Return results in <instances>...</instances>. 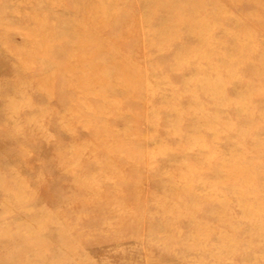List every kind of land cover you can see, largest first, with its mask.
<instances>
[{"label": "rangeland", "instance_id": "374dc122", "mask_svg": "<svg viewBox=\"0 0 264 264\" xmlns=\"http://www.w3.org/2000/svg\"><path fill=\"white\" fill-rule=\"evenodd\" d=\"M263 156L264 0H0V264H264Z\"/></svg>", "mask_w": 264, "mask_h": 264}, {"label": "bare ground", "instance_id": "6f19581e", "mask_svg": "<svg viewBox=\"0 0 264 264\" xmlns=\"http://www.w3.org/2000/svg\"><path fill=\"white\" fill-rule=\"evenodd\" d=\"M40 45H41V44H40ZM38 49H41V47H38ZM75 55H76V54H75ZM8 112H9V111H8ZM14 113H15V110H14ZM32 126L36 128V130H34L35 128L32 127V128H33V131H35V132H39V133H40V131H41V127H40L39 125H34V124H33ZM15 128H16V129L18 128L17 125H15ZM11 131H12V130H11ZM189 147H191V146H189ZM187 149H188V147H186V150H187ZM189 150L191 151V149H188V151H189ZM214 155H215V154H214ZM201 158H202V157H201ZM204 158H205V160L208 162L209 159L207 160L206 157H204ZM263 158H264V156H263ZM203 160H204V159H203ZM238 160H239V159H238ZM209 161L211 162V160H209ZM222 161H223V160H222ZM222 161H221V163H222ZM236 161H237V160H236ZM241 161H242V160L240 159V161L237 162V163H241ZM199 162H200V161H199ZM210 162H208V163H210ZM233 162H234V160H233ZM233 162H232V163H233ZM261 162L264 163V160H262ZM200 163H201V162H200ZM226 163H227V161L225 162V164H226ZM228 163H229V166H230L231 163H230V162H228ZM212 164H213V163H212ZM212 164H211V166H212ZM223 164H224V162H223ZM223 164H222V166H225V164H224V165H223ZM233 164H234V163H233ZM245 164H246V163H245ZM201 165H202V163H201ZM226 165H228V164H226ZM236 165H237V164H236ZM243 165H244V164H243ZM248 165H249V164H248ZM219 166H220V165H219ZM222 166H221V167H222ZM229 166H228V167H229ZM251 166H252V165H251ZM228 167H227V168H228ZM231 167H232V166H231ZM231 167H230V168H231ZM234 167H235V165H234ZM247 167H248V166H247ZM219 168H220V167H219ZM219 168H218V170H219ZM225 168H226V167H225ZM237 168H238V166H237ZM245 168H246V166H245ZM253 168H254V166H253ZM241 169H243V168H241ZM223 170H225V169H223ZM223 170L221 169V171H223ZM228 170H230V169H228ZM231 170H232V168H231ZM231 170H230V172H231V173H234L235 170H234V171L232 170L233 172H232ZM239 170H240V169H239ZM243 170H244V169H243ZM219 171H220V170H219ZM236 171H237V169H236ZM236 171H235V173H236ZM247 171H248V170H247ZM249 171H250V170H249ZM252 171H253V170H252ZM254 171H255V170H254ZM164 172H165V171H164ZM173 172H176V171H173ZM245 172H246V171H245ZM231 173L228 172V174H230V175H231ZM235 173H234V174H235ZM239 173H240V175L238 174V171H237V174H238L240 177H242V174H243V173H242L241 171H239ZM174 174H175V173H174ZM237 174H235V175H237ZM230 175H229V176H230ZM173 176H174V175L172 174L171 178H172ZM189 176H190V175H189ZM225 176H226V175H225ZM239 176H238L237 178H239ZM179 177H180V176H179ZM179 177H178L177 179H179ZM184 177H186V174H185ZM235 177H236V176H235ZM186 178H188V177H186ZM228 178H230V177H228ZM242 178H243V177H242ZM182 179H183V178H180V180H182ZM216 179H217V178H216ZM231 179H232V178H231ZM239 179H240V178H239ZM243 179L245 180V177H244ZM184 180H185V178H184ZM186 180H189V181H190V178H188V179H186ZM195 180H196V179H195ZM211 180H212V179H211ZM254 180H255V179H254ZM173 181H174V180H172V182H173ZM175 181H176V180H175ZM175 181H174V182H175ZM182 181H183V180H182ZM192 181H193V180H192ZM196 181L198 182V180H196ZM233 181H234V180H233ZM251 181H252V179H251ZM167 182H168V181H167ZM174 182H173V183H174ZM193 182H194V181H193ZM237 182L240 183L239 180L236 181V183H237ZM244 182H247V183H248V181H246V180H245ZM179 183H180V182H179ZM198 183H199V182H198ZM247 183H244V184L247 185V187L251 185L250 183H248L249 185H248ZM252 183H254V182H252ZM263 183H264V182H263ZM141 184H142V183H141ZM141 184H140V185H141ZM169 184H170L169 187H171L172 184H171L170 182H169ZM174 184H175V183H174ZM195 184H196V182H195ZM206 184H207V183H206ZM232 184H233V183H232ZM255 184H256V183H255ZM255 184H254V185H255ZM261 184H262V183L260 182V184H258V185L256 184V185H257V187L259 188V185H261ZM180 185H181V184H180ZM184 185H185V183H184ZM184 185H183V186H184ZM238 185H239V184H238ZM238 185H237V186H238ZM242 185H243V184H242ZM246 185H245V186H246ZM142 186H143V185H142ZM142 186H140V187H142ZM189 186H190V185H189ZM192 186H193V185H191V187H192ZM197 186H199V185H197ZM210 186H211V184H210ZM237 186H236V188H237ZM239 186H241V183H240ZM245 186L243 185V187H245ZM178 187H179V186H178ZM191 187H189V188H191ZM234 187H235V185H234ZM251 187H253V185H252ZM254 187H255V186H254ZM87 188H88V187H87ZM184 188H185V186H184ZM189 188H188V189H189ZM206 188H207V187H206ZM208 188H209V187H208ZM211 188H212V187H211ZM211 188H209V189H211ZM258 188H255V189H258ZM89 189H90V188H89ZM142 189H143V188H142ZM142 189H141V190H142ZM169 189H170L171 191L175 190V189L172 188V187L169 188ZM177 189H179V188H177ZM181 189H182V185H181ZM193 189H194V188H193ZM193 189H192V190H193ZM238 189H241V188L238 187V188H237V191H238ZM247 189H248V188H247ZM144 190H145V189H144ZM186 190H187V186H186V189H185L184 191H186ZM241 190H243V189H241ZM244 190H245V189H244ZM244 190H243V192H244ZM258 190H259V189H258ZM153 191H154V190H153ZM153 191H152V193H153ZM176 191H178V190H176ZM187 191H189V190H187ZM187 191H186V192H187ZM190 191H191V189H190ZM234 191H235V190H234ZM248 191L250 192L249 189H248ZM252 191H253V190H252ZM88 192H89V190H88ZM90 192H91V191H90ZM139 192H141V191H139ZM179 192H181V191H179ZM195 192H196V191H195ZM172 193H174V192H172ZM188 193H189V192H188ZM239 193H240V192H239ZM246 193H247V192H246ZM246 193H245V195H246ZM250 193H251V192H250ZM255 193H256V192H255ZM261 193H262V191H261ZM185 194H186V193H185ZM193 194H195V193H193ZM242 194L244 195V193H242ZM263 194H264V192H263ZM155 195H156V194H155ZM157 195H158V194H157ZM166 195H167V194H166ZM173 195H175V194H172V196H173ZM177 195L179 196L178 193H177ZM177 195H176V196H177ZM191 195H192V194H191ZM217 195H218V194H217ZM237 195H238V194H237ZM243 195H242V196H243ZM247 195H248V194H247ZM250 195H251V194H250ZM257 195H258V194H257ZM153 196H154V195H153ZM153 196H152V197H153ZM158 196H159V195H158ZM189 196H190V195H189ZM192 196H193V195H192ZM239 196H241V194H239ZM258 196H259V195H258ZM258 196H254L255 199L257 198L256 201L261 200L260 198H258ZM159 197H160V196H159ZM170 197H171V196H170ZM216 197H217V196H216ZM226 197H227V196L224 195V198H226ZM154 198L157 199V197H154ZM154 198H153V201H154ZM166 198H168V196H166ZM174 198H175V199H174ZM174 198H173V199L176 200V199H178L179 197L177 198V197L174 196ZM189 198H190V197H189ZM201 198H202V197H201ZM218 198H219V197H218ZM242 198H243V197H242ZM244 199H245V197H244ZM246 199H247V198H246ZM246 199H245V200H246ZM250 199H251V198H250ZM255 199H253V201H254ZM162 200H163V199H162ZM162 200H161V201H162ZM166 200H167V199H166ZM166 200H165V201H166ZM168 200H169V199H168ZM171 200H172V199H171ZM226 200H227V199H226ZM240 200H241V199H240ZM245 200H242V201H240V202H238V203H241V205H243V204H247L248 202H251V201H252V200H251V201H248V200H247V201H248V202H247V201H245ZM153 201H152V202H153ZM172 201H173V200H172ZM154 202H155V201H154ZM158 202H160V201L158 200ZM158 202H157V203H158ZM166 202H167V201H166ZM166 202H164V203L162 202V203L165 204ZM175 202H176V201H175ZM180 202H181V201H180ZM246 202H247V203H246ZM162 203H161V204H162ZM173 203H174V202H173ZM253 203H254V202H253ZM163 204H162V205H163ZM221 204H222V203H220V205H221ZM159 205H160V203H159ZM162 205H161V207H163V208H164V207L167 208L168 206L171 207V205H170L169 202H168V204H166V206H165V205L162 206ZM172 205H173V204H172ZM176 205H178V204H176ZM189 206H190V204H189ZM174 207H175V205H174ZM174 207H172V208H174ZM177 207H178V206H177ZM223 207H224V205H223ZM223 207H222V208H223ZM263 207H264V205H263ZM190 208H191V207H190ZM190 208H189V210H190ZM224 208H226V207H224ZM224 208H223V209H224ZM168 209H169V208H168ZM183 209H184V208H183ZM260 209H262V208H260ZM179 210H180V209H179ZM179 210H178V211H179ZM189 210H188V211H189ZM192 211H194V210H192ZM221 211H223V210H221ZM180 212H181V210H180ZM263 212H264V210H263ZM179 214H180V213H179ZM192 214H193V213H192ZM260 214H261V213H260ZM168 225L172 227V225H170V224H168ZM168 225L166 224V225H164V226L168 227ZM261 226H262V225H261ZM166 227L164 228V232L166 231V230H165ZM171 227H170V228H171ZM175 227H176V226H175ZM262 227H263V226H262ZM170 228H169V229H170ZM167 233H168V232H167ZM171 233H172V232H171ZM192 233H193V232H192ZM192 233H191V234H192ZM179 234H180V233H179ZM179 234H178V235H179ZM165 235H166V233H165ZM167 235H168V234H167ZM192 235H193V234H192ZM201 235H202V234H201ZM249 235H250V234H249ZM179 237H180V236H179ZM250 237H251V236H249V238H250ZM219 238H220V237H219ZM222 238H223V240L225 239L224 237H221L220 239H222ZM227 240H228V239H227ZM221 241H222V240H221ZM221 243H224V242L222 241ZM219 244H220V243H219ZM217 245H218V243H217ZM219 246H221V245H218V247H219ZM258 246H259V245H258ZM219 248H220V247H219ZM222 248H223V246L221 247V249H222ZM223 249H224V248H223ZM207 250H208V249H207ZM204 251H205V250H204ZM205 252H207V251H205ZM262 257H264V256H262Z\"/></svg>", "mask_w": 264, "mask_h": 264}]
</instances>
